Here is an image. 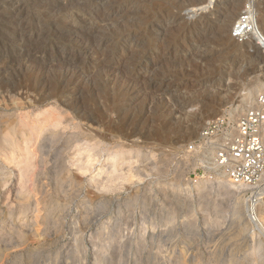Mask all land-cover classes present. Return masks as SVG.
<instances>
[{"label": "rangeland", "instance_id": "obj_1", "mask_svg": "<svg viewBox=\"0 0 264 264\" xmlns=\"http://www.w3.org/2000/svg\"><path fill=\"white\" fill-rule=\"evenodd\" d=\"M226 1L0 0V264H264L246 188L178 153L264 90Z\"/></svg>", "mask_w": 264, "mask_h": 264}, {"label": "built area", "instance_id": "obj_2", "mask_svg": "<svg viewBox=\"0 0 264 264\" xmlns=\"http://www.w3.org/2000/svg\"><path fill=\"white\" fill-rule=\"evenodd\" d=\"M232 35L242 41L235 31ZM235 107L232 103L207 120L178 153L202 176L221 173L232 185L246 188L251 203L264 198V90L241 112Z\"/></svg>", "mask_w": 264, "mask_h": 264}, {"label": "bare ground", "instance_id": "obj_3", "mask_svg": "<svg viewBox=\"0 0 264 264\" xmlns=\"http://www.w3.org/2000/svg\"><path fill=\"white\" fill-rule=\"evenodd\" d=\"M218 1V0H217ZM240 1V2H239ZM254 1L255 0H245V5H246V10L243 11V15L238 14V8L241 5V0H228L226 1V3L224 4V13H227L228 16H230L231 18H234L237 16V18H239L235 24L233 25L232 28V32L235 31V34L238 36L237 39L240 40H245L247 38H251V40L253 41V47L255 46V49L257 50H263L264 52V34L263 32L260 30V27L258 25V21L256 19L255 16V10H254ZM216 0H206V3L204 5L199 6L197 9H193L188 11V13H190V16H194L196 14H198L201 11H207L208 9L212 8L213 6H215ZM217 4V3H216ZM89 9V8H87ZM112 9V8H111ZM91 13L95 12L94 10L92 11V9L90 10ZM113 11V10H112ZM118 10H114L113 13H115ZM85 12V11H84ZM88 12V11H87ZM106 12V11H105ZM112 13H107V16H109ZM188 15V14H187ZM86 16V15H85ZM106 16V15H105ZM226 17V16H225ZM101 18V17H100ZM99 19V18H98ZM105 19V18H104ZM101 20V19H100ZM82 33V32H81ZM130 37V36H129ZM97 44V43H96ZM84 45V44H83ZM94 47V46H93ZM89 48V47H88ZM110 58V57H109ZM112 68V67H111ZM113 69V68H112ZM110 70V69H109ZM111 71V70H110ZM44 79V78H43ZM44 82V81H43ZM75 83V82H74ZM253 83V82H252ZM264 82L259 81L258 84H263ZM254 84V83H253ZM34 85V84H33ZM32 85V86H33ZM45 87V86H44ZM35 90V89H33ZM54 91V90H53ZM165 91V90H164ZM253 86L250 85V87H248V90L246 91V93L244 94L242 100L245 102H249L250 96L252 95L253 92ZM39 93V92H38ZM44 93V92H43ZM164 93V92H163ZM174 93V92H173ZM51 97V96H50ZM42 98V96H41ZM39 99L38 101L36 100V102H42V99ZM45 98V97H44ZM47 98V96H46ZM33 102V101H32ZM240 106L236 105L235 109L236 111L239 110ZM213 111V110H212ZM211 114V111L209 112ZM56 115V114H55ZM50 118V117H49ZM27 119V118H26ZM53 119V118H52ZM57 119V117H56ZM61 119V117H60ZM38 120V119H37ZM45 120V121H44ZM42 122H44L42 125L40 126V128L38 127L39 130H42L43 127H45L44 124H46L49 120H46V118L44 119ZM30 121V120H29ZM40 121V120H38ZM56 121V120H54ZM59 119H57L58 123ZM62 123V122H61ZM38 124V123H36ZM53 124V123H52ZM51 125V124H50ZM47 126V124H46ZM106 126V125H105ZM117 126V125H116ZM115 126V127H116ZM33 127V126H32ZM30 127V128H32ZM36 127V126H35ZM79 127V126H78ZM165 127V126H164ZM80 128V127H79ZM110 128V127H109ZM166 128V127H165ZM28 129V128H27ZM33 129H37L33 128ZM45 129V128H44ZM100 129V128H99ZM106 129V128H105ZM114 129V128H113ZM112 129V130H113ZM164 129V128H163ZM168 130V128H166ZM38 131V130H37ZM55 133V131H53ZM123 132V131H122ZM188 132V131H187ZM193 132V131H192ZM192 132H189L188 135ZM34 132H30V134H32ZM29 134V133H28ZM58 134V132L56 133ZM185 135V134H184ZM33 136V135H32ZM187 136V135H186ZM71 139V138H70ZM107 159H114L113 155H108ZM221 174V173H220ZM225 178V177H224ZM221 181V180H220ZM223 185L224 186H230L232 185L230 182H228L227 179H222ZM246 204V203H245ZM246 208L247 211L249 212V219L252 222V224L254 226H256V228L259 230L258 232H260V234H262V236L264 237V201H261L260 199L257 200H251V203H247L246 204ZM232 209L233 212L237 215V217L239 219L242 218V203H241V199L240 196L236 195L233 202H232ZM38 211V210H36ZM36 214V213H35ZM34 214V215H35ZM38 214V213H37ZM37 218V215L35 216ZM236 217V218H237ZM255 228V227H254ZM253 248V247H252Z\"/></svg>", "mask_w": 264, "mask_h": 264}]
</instances>
